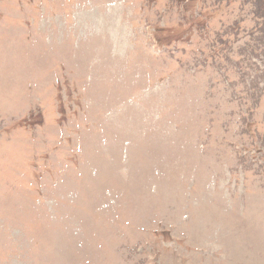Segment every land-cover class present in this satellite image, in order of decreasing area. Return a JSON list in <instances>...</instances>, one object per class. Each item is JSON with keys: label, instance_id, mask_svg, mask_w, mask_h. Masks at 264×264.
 I'll use <instances>...</instances> for the list:
<instances>
[{"label": "rangeland", "instance_id": "1", "mask_svg": "<svg viewBox=\"0 0 264 264\" xmlns=\"http://www.w3.org/2000/svg\"><path fill=\"white\" fill-rule=\"evenodd\" d=\"M0 264H264V0H0Z\"/></svg>", "mask_w": 264, "mask_h": 264}]
</instances>
